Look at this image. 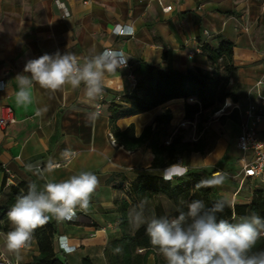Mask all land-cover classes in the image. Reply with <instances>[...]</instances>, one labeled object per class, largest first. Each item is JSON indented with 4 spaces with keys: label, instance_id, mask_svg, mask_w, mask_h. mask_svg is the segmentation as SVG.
I'll return each mask as SVG.
<instances>
[{
    "label": "crops",
    "instance_id": "0c3cea01",
    "mask_svg": "<svg viewBox=\"0 0 264 264\" xmlns=\"http://www.w3.org/2000/svg\"><path fill=\"white\" fill-rule=\"evenodd\" d=\"M0 0V117L4 107L11 106L15 121L0 126V192L5 185L36 182H59L81 171L94 173L99 185L86 211L77 209V218L57 222L54 245L60 257L69 264H107L104 254L109 239L122 234L121 214L116 198L125 195V186L139 173L162 174L152 169V150L141 147L127 150L110 139L112 125L110 108L120 104L124 114L116 124L125 129L133 124L140 135L147 124L164 109L173 113L172 126H187L184 121V99L174 98L157 107L133 112L123 96L136 90L133 68L139 60L160 65L162 69L187 72L196 67L211 71L207 56L201 52L202 43L222 34L234 43L236 74L229 87L239 94L238 101L223 113L214 114L205 124L217 133L208 153L192 152L183 155L182 163L190 170L203 174V180L226 174L221 186L213 187L212 198L227 197L232 203L249 202L257 187L264 186L258 178H242L238 147L241 123H256V134L264 133V116L258 121L248 116L249 98L259 105L264 96V0ZM172 4L164 11L163 6ZM117 24L131 27L130 35H117ZM247 28V29H246ZM206 31L208 33H206ZM106 48L120 50L127 64L106 77L102 97L86 100L80 90L65 87L51 92L33 86V103H15V77L23 73L26 62L43 54L71 52L83 60ZM42 110L37 115V110ZM98 111L95 120L88 114ZM190 133L194 139L195 125ZM201 134V133H200ZM74 154V156L69 155ZM250 158V156H248ZM70 159V163L66 160ZM49 161L60 165L54 172L43 171ZM41 169L42 174L29 172L25 165ZM250 181L251 185L246 182ZM167 213L169 201L162 199ZM165 202L168 207L165 206ZM5 234V233H4ZM63 236L75 244L73 252L58 247ZM12 261L16 256L1 249ZM39 253L36 240L20 253L19 263H28ZM148 264H154V256Z\"/></svg>",
    "mask_w": 264,
    "mask_h": 264
},
{
    "label": "trees",
    "instance_id": "16d2710c",
    "mask_svg": "<svg viewBox=\"0 0 264 264\" xmlns=\"http://www.w3.org/2000/svg\"><path fill=\"white\" fill-rule=\"evenodd\" d=\"M203 52L212 67L211 71L200 67L188 69L187 72L162 69L160 65L149 64L143 60L136 62L133 73L136 76V90L123 96L129 102L131 111L144 112L162 103L174 99H184V121L187 126H172V111L167 108L154 117L152 123L147 124L140 135H136L133 124L121 129L117 120L124 114L120 104L111 106L110 122L112 134L116 143L127 150H137L148 147L154 154L152 169L165 168L177 163L183 155L192 152L208 153L212 150L217 133L206 128L205 124L231 99L238 101L239 94L229 87L231 77L238 70V63L234 55V43L222 34H217L212 40L202 43ZM231 98V99H230ZM195 125L198 135L194 139L190 133L191 125ZM201 133V134H200ZM0 169L2 166L0 164ZM203 180V174L190 171L188 174L173 181H165L162 174L139 173L125 186V195L115 199L121 214L122 234L118 238L108 240L104 254L107 264H148L154 256V264H166L158 249L150 243L146 234V225L135 227L130 221V214L139 211L143 201V213L146 218L153 215L175 217L178 211L187 210V202L193 199L203 200L206 206L220 198H212L213 187L198 186ZM0 193V233L12 230L7 218V212L13 206L16 198L26 194L28 184L5 185ZM162 197L172 206L167 213L164 209ZM256 212L264 218V186L257 187L249 202H231L219 217L232 221L233 216H240ZM57 232L55 220L35 230L33 238L38 245L39 253L33 260L23 264H69L59 256L54 245V235ZM116 248L121 251H114ZM264 250V237L258 240L254 251ZM84 264H91L86 257Z\"/></svg>",
    "mask_w": 264,
    "mask_h": 264
},
{
    "label": "clouds",
    "instance_id": "9594fccd",
    "mask_svg": "<svg viewBox=\"0 0 264 264\" xmlns=\"http://www.w3.org/2000/svg\"><path fill=\"white\" fill-rule=\"evenodd\" d=\"M132 31L131 27L127 28L128 33ZM125 65L126 59L110 49L83 60L71 52L43 54L28 60L23 73L15 77V103L19 106L32 104L34 85L53 93L70 87L80 90L86 100H97L103 95L106 77ZM0 87L8 86L0 84ZM41 112L38 109L37 115ZM99 114L91 112L88 119L95 120ZM59 167L58 163L49 161L43 171L52 173ZM25 168L36 175L42 174L41 169L31 164ZM187 174L188 168L177 162L163 170L162 178L171 182ZM225 179L226 174H221L202 180L198 186H221ZM98 185V177L89 171H81L59 182H45L42 187L30 182L26 194L19 195L7 212L13 226L5 237L8 252L19 261L21 251L31 245L37 228L51 219L57 222L76 219L77 209L86 211L89 208ZM144 203L138 206L139 211L130 214V221L135 227L146 225L151 245L158 249L166 264H264V250L254 251L258 240L264 237V218L254 211L238 219L233 216L232 221L219 217L218 214L231 206L227 197L215 200L211 206L193 199L187 202V210H179L175 217L153 215L146 218Z\"/></svg>",
    "mask_w": 264,
    "mask_h": 264
},
{
    "label": "built area",
    "instance_id": "2783aa9c",
    "mask_svg": "<svg viewBox=\"0 0 264 264\" xmlns=\"http://www.w3.org/2000/svg\"><path fill=\"white\" fill-rule=\"evenodd\" d=\"M60 5H63V2L56 0ZM172 4L163 6L164 11H169L172 9ZM128 26L122 24H117L113 28V32L117 35H128L132 34L127 32ZM247 29V28H246ZM206 33H208L206 31ZM202 45V44H201ZM118 52L123 59H126L120 50H115L111 48H106ZM105 50V49H104ZM103 50V51H104ZM127 64V60H126ZM264 84V79H259L257 81V86ZM4 88V87H2ZM228 104L225 103L224 106L216 113L225 112ZM215 113V114H216ZM248 116H255L256 120H260L264 116V96H261V103L257 105L249 98V108L247 111ZM15 121L14 111L11 106L4 107V114L0 117V126L6 127L9 123ZM256 123L252 125L249 124L248 120H244L241 123V133L238 137V147L243 152L242 157L239 159V163L242 169V178L247 177L258 178L261 182L264 183V133L262 136L256 134ZM111 142L115 144V138L110 132ZM250 156V158H248ZM178 162H182L180 158ZM1 193V192H0ZM58 247L62 249L65 253L73 252L76 249L75 244H70L66 238L63 236L58 237ZM70 249V250H69ZM0 264H21L18 261H12L9 258L5 257L3 253H0Z\"/></svg>",
    "mask_w": 264,
    "mask_h": 264
},
{
    "label": "rangeland",
    "instance_id": "374dc122",
    "mask_svg": "<svg viewBox=\"0 0 264 264\" xmlns=\"http://www.w3.org/2000/svg\"><path fill=\"white\" fill-rule=\"evenodd\" d=\"M111 139V138H110ZM246 184L247 185H251V183H250V181H248V182H246ZM162 199H165V197H162ZM166 200V199H165ZM165 206L166 207H168V205L166 204V202H165ZM170 207V206H169ZM168 207V208H169ZM0 235H1V238L4 240L3 241V243H2V246H1V249H3L7 254H9V255H13L12 253H9L8 252V250H7V248H6V245H5V237H6V233L4 234V233H0Z\"/></svg>",
    "mask_w": 264,
    "mask_h": 264
},
{
    "label": "bare ground",
    "instance_id": "6f19581e",
    "mask_svg": "<svg viewBox=\"0 0 264 264\" xmlns=\"http://www.w3.org/2000/svg\"><path fill=\"white\" fill-rule=\"evenodd\" d=\"M230 104H231V102L230 101H228Z\"/></svg>",
    "mask_w": 264,
    "mask_h": 264
}]
</instances>
